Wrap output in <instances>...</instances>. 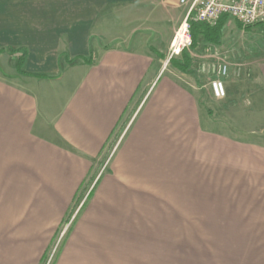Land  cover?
<instances>
[{
  "label": "crops",
  "instance_id": "crops-1",
  "mask_svg": "<svg viewBox=\"0 0 264 264\" xmlns=\"http://www.w3.org/2000/svg\"><path fill=\"white\" fill-rule=\"evenodd\" d=\"M153 4L164 0H0V59L16 64L0 62V164L27 230L8 263L41 264L72 222L53 264H173L172 250L182 264L219 236L264 264V125H213L202 87L136 36ZM254 72L264 114V60Z\"/></svg>",
  "mask_w": 264,
  "mask_h": 264
},
{
  "label": "rangeland",
  "instance_id": "rangeland-1",
  "mask_svg": "<svg viewBox=\"0 0 264 264\" xmlns=\"http://www.w3.org/2000/svg\"><path fill=\"white\" fill-rule=\"evenodd\" d=\"M153 6L156 8L152 9L149 15L151 25L140 26L148 29L137 30L136 36L138 38L143 37L145 41L151 42L157 49L164 51L166 57L163 58L162 64L166 65L168 69L173 67L171 63L173 58L183 62L182 54L185 51L190 63L188 71L184 73H189V76H192L193 80L202 87L200 103L203 106V112L205 116L213 117V125L218 126L221 133L239 136L259 134L264 125V114H261L259 106L261 93L254 68L264 60V25L255 23L247 28L229 17L219 31L218 41L211 42L200 36L196 47L184 49L179 55L167 61L170 45L180 26L184 7L179 6L177 0H164V4H153ZM139 24L142 25V23ZM133 27H137L136 23ZM132 32L131 27H128L125 33L130 35ZM96 38L102 40V38L93 37L91 40L93 45H95L94 40ZM9 60L6 57L4 61L0 59V62L5 63L7 61L5 64L7 73L16 72V64L11 66ZM225 65L227 66V73L223 75L221 70ZM0 76L3 75L0 74ZM6 76L9 77L8 74ZM216 79L224 82L226 88L224 98H216L212 92L211 84ZM115 139V137L112 139L107 148L104 159ZM0 167H2L0 168V264H10L7 259H11L9 256L12 245H19L21 238L25 237V234L22 233L27 231L26 228L20 227L21 220L18 219L21 215L20 209L24 208L25 203L17 201L18 187L11 186L10 178L4 176L3 164H0ZM85 193H87V189L75 200L73 207L85 203L82 202L87 196ZM71 226L72 222L61 226L60 234L58 233L59 237L47 251L41 264L54 263ZM217 239L219 240L217 243L211 244L213 247H220L219 250L191 251L189 249L183 253L182 264H255L256 261H251L250 258L245 260L243 256L239 255V252L229 250V242L231 241L229 237L219 236ZM204 246H210V242ZM231 246L233 245L231 244ZM168 254L171 256L173 264H180L178 251L165 252V256Z\"/></svg>",
  "mask_w": 264,
  "mask_h": 264
},
{
  "label": "built area",
  "instance_id": "built-area-1",
  "mask_svg": "<svg viewBox=\"0 0 264 264\" xmlns=\"http://www.w3.org/2000/svg\"><path fill=\"white\" fill-rule=\"evenodd\" d=\"M179 6L187 7V13L181 22L170 45L167 61L179 55L184 49L192 47L190 24L205 22L215 25L222 16H229L237 20L242 26H250L264 21V0H177ZM227 73V66H223L221 74ZM216 98L226 96L224 82L216 79L211 84ZM64 233V232H63Z\"/></svg>",
  "mask_w": 264,
  "mask_h": 264
},
{
  "label": "trees",
  "instance_id": "trees-1",
  "mask_svg": "<svg viewBox=\"0 0 264 264\" xmlns=\"http://www.w3.org/2000/svg\"><path fill=\"white\" fill-rule=\"evenodd\" d=\"M228 18H229V16H226V15L222 16L217 21V23L215 25H210V24L205 23V22H192L191 23L192 47L194 48L197 46L200 36L205 37V39H207L208 41H211V42L218 41L219 31H220L221 27L225 24V22ZM257 24L264 25V21L259 22ZM240 25H242V24H240ZM250 26H252V25H250ZM250 26H246V27L248 28ZM263 28H264V26H263ZM0 53H1V51H0ZM182 58H183V62H181L180 60H177L176 58L171 59L172 66L174 68L182 71V72H187L189 69L188 65L190 63V59L187 56V54L185 53V51L182 54ZM84 60L88 64L92 63V57L85 58ZM73 61L74 60L72 59L70 62H73ZM21 63H22V59L19 61V66H21L20 65ZM60 76H61V73L56 75V76L39 75V77H52V78H59ZM85 189H88L87 183H85L81 187V189L79 190V192L76 196V199H78L82 195V193L85 191Z\"/></svg>",
  "mask_w": 264,
  "mask_h": 264
}]
</instances>
